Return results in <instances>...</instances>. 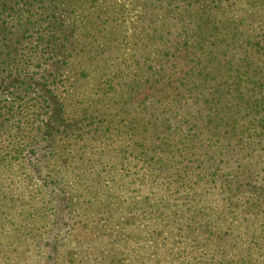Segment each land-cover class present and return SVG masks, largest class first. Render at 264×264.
<instances>
[{"label": "trees", "instance_id": "1", "mask_svg": "<svg viewBox=\"0 0 264 264\" xmlns=\"http://www.w3.org/2000/svg\"><path fill=\"white\" fill-rule=\"evenodd\" d=\"M0 21V264L45 259L61 201L54 264H264V0H0Z\"/></svg>", "mask_w": 264, "mask_h": 264}, {"label": "rangeland", "instance_id": "2", "mask_svg": "<svg viewBox=\"0 0 264 264\" xmlns=\"http://www.w3.org/2000/svg\"><path fill=\"white\" fill-rule=\"evenodd\" d=\"M8 30H6L5 25L0 21V40L6 42ZM9 36V34H8ZM5 51L8 48H4ZM6 54L5 52L0 53V94H4L11 89V86L18 82L16 79H5V74L2 71V65L5 61ZM50 146L46 140H39L36 145L29 150L27 153V164L31 172L35 176V180L43 186L49 193L54 195L55 191H60L55 184H53L47 175L46 164H47V154L49 152ZM136 188L138 186L135 185ZM127 194V192L124 190ZM140 195H143L146 198L147 192L145 190L140 191ZM138 196V195H137ZM66 204V203H65ZM66 215L67 210L64 205V201H61L59 206V227L55 235L47 242L45 245V259L42 260L40 264H54L58 259V249L60 243L66 239ZM59 246V247H58ZM58 247V248H57Z\"/></svg>", "mask_w": 264, "mask_h": 264}]
</instances>
